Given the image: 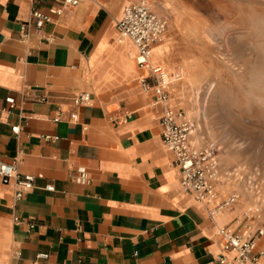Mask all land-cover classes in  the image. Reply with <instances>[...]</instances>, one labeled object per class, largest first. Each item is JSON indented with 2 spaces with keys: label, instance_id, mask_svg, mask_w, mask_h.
<instances>
[{
  "label": "crops",
  "instance_id": "0c3cea01",
  "mask_svg": "<svg viewBox=\"0 0 264 264\" xmlns=\"http://www.w3.org/2000/svg\"><path fill=\"white\" fill-rule=\"evenodd\" d=\"M138 1L80 0L38 26L33 10L48 13L59 0H0V160L36 177L20 199L14 182L0 180V264H212L233 255L220 231L242 232L243 211L211 214L225 195L205 203L184 191L162 140V105L142 88L150 71L117 29ZM149 1L172 17L151 61L171 64L186 41V5ZM80 91L92 105L75 104ZM172 93L185 111L187 90ZM257 242L259 251L264 235Z\"/></svg>",
  "mask_w": 264,
  "mask_h": 264
},
{
  "label": "rangeland",
  "instance_id": "374dc122",
  "mask_svg": "<svg viewBox=\"0 0 264 264\" xmlns=\"http://www.w3.org/2000/svg\"><path fill=\"white\" fill-rule=\"evenodd\" d=\"M183 1L188 17L179 18L178 28L186 41L176 64L161 61L182 75L171 93L186 81L182 62H189L195 90H187L190 112L182 108L196 125L193 141L219 148V184L227 188L219 199L241 195L251 207L237 219L241 231L264 228V0ZM168 34L167 28L162 41ZM234 204L228 208L242 211Z\"/></svg>",
  "mask_w": 264,
  "mask_h": 264
},
{
  "label": "built area",
  "instance_id": "2783aa9c",
  "mask_svg": "<svg viewBox=\"0 0 264 264\" xmlns=\"http://www.w3.org/2000/svg\"><path fill=\"white\" fill-rule=\"evenodd\" d=\"M61 5H51L48 13L34 9L32 14L36 25L53 21L54 16H61L65 6H76L80 0H59ZM169 18L158 14L149 0H140L124 7L122 16L116 26L122 36L129 38L138 49L137 63L140 67L150 71L149 77L141 80L142 88L146 92H153L154 102L162 105V140L170 152L173 153L176 165L181 172V185L184 191L192 193L199 202L210 203L217 197L216 186L220 181L219 148L215 142L202 146L192 144L195 123L186 112L177 109L173 103L170 90L171 80L167 69L161 64L151 61V52L155 44L162 41V37L169 27ZM93 95L89 91H80L75 97V104L92 105ZM13 106V102H11ZM129 115V114H128ZM77 114H72L76 120ZM60 120V116L56 118ZM19 127H13L18 133ZM0 180L4 183L14 182L17 186L15 198L20 199L28 190L35 188L36 177L33 174H21L18 161L7 162L0 160ZM53 191V185H47ZM237 195H231L211 210V214L218 213L237 201ZM15 221L20 219L15 217ZM226 237L224 248L233 255L219 254L212 264H264V248L256 251L258 239L264 235V228L243 232L223 228L220 231ZM41 253L39 257H47Z\"/></svg>",
  "mask_w": 264,
  "mask_h": 264
},
{
  "label": "bare ground",
  "instance_id": "6f19581e",
  "mask_svg": "<svg viewBox=\"0 0 264 264\" xmlns=\"http://www.w3.org/2000/svg\"><path fill=\"white\" fill-rule=\"evenodd\" d=\"M153 52V51H152ZM152 52H151V58H152ZM155 54H156V56H160V52L159 53H157V52H155ZM179 60H181V58L179 57ZM183 61V59L181 60V62ZM186 61V60H185ZM171 64H176V61H172L171 62ZM182 64H183V66H184V69H185V71H186V81L185 82H182L181 83V81H180V83H178V85H179V90H189L190 88L191 89H193V87H192V76L190 75V73H189V71H188V67H189V62L187 63V62H182ZM162 65V64H161ZM162 66H164V64L162 65ZM166 69H167V71H168V73L170 74V80H171V85L170 86H172V84L173 83H175L176 81H178V80H180L181 78H182V75H181V72H175L176 71V69L175 70H171V69H168L166 66H164ZM177 67V66H176ZM175 67V68H176ZM178 68V67H177ZM181 69V68H180ZM182 71V70H181ZM178 78H180V79H178ZM174 85V84H173ZM193 90H195V89H193ZM188 94H189V92H188ZM181 95V94H180ZM176 102V101H175ZM187 109V111H189L190 112V110H191V108H186ZM188 115V114H187ZM189 116H191V115H189ZM195 132L196 131H194V133L193 134H195ZM194 136V135H193ZM196 137L197 138H199V134H197L196 135ZM196 141H197V139H196ZM220 183V182H219ZM218 183V184H219ZM217 184V186H216V190H217V197L219 198V195H218V191H220V192H222V191H224V189H227L226 187L224 188V186H221V184H219L218 185ZM237 196H238V198H237V204H238V206L240 207V208H242V209H240V210H242V211H244L245 209H247V210H250L251 209V207L250 206H248V204H246L243 200L241 201V199H240V196L241 195H238L237 194ZM215 198V199H218V198ZM214 199V200H215ZM226 199H228V198H226ZM225 200V199H224ZM214 203V202H213ZM262 237H260V239H261ZM259 239V240H260ZM258 240V241H259Z\"/></svg>",
  "mask_w": 264,
  "mask_h": 264
}]
</instances>
